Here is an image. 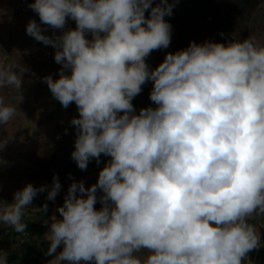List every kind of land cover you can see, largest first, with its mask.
<instances>
[{
    "label": "crops",
    "instance_id": "1",
    "mask_svg": "<svg viewBox=\"0 0 264 264\" xmlns=\"http://www.w3.org/2000/svg\"><path fill=\"white\" fill-rule=\"evenodd\" d=\"M223 33L264 47V0H0V201L17 209L8 264H264V196L201 247L146 215L137 232L109 218L141 170L108 121L127 106L122 84L172 98L148 83L158 61ZM90 220L98 231L82 238Z\"/></svg>",
    "mask_w": 264,
    "mask_h": 264
},
{
    "label": "built area",
    "instance_id": "2",
    "mask_svg": "<svg viewBox=\"0 0 264 264\" xmlns=\"http://www.w3.org/2000/svg\"><path fill=\"white\" fill-rule=\"evenodd\" d=\"M219 37L199 44H186L180 50H171L158 61L148 83L171 91L176 98L173 104L158 98L150 105L148 116L132 118L130 130L126 125L120 130L119 126H111L126 138L127 156L131 161H141L140 153L144 150L148 153L146 147L150 143L182 160L171 174L172 184L163 190L169 192L168 195L155 196L156 192L161 193L160 185L147 184L149 178L154 179V174L146 170L143 178L138 179L136 189L138 195L139 188L147 189L143 199L122 191L121 197L112 202L109 218L130 223L135 232L140 228L139 222H144L140 215H146L160 225L180 224L186 232L192 231V225L205 223L202 217H192L187 204L180 206L181 214L174 207L176 193L215 189L213 186L194 188L188 183L195 163H187V160L197 154L205 160L203 152L218 158L221 148L214 145L261 142L255 121L257 114H264V59L227 43L226 38L230 37L227 33ZM101 53L105 58L106 48ZM102 66L111 75L110 64L103 62ZM135 130L139 136L133 132ZM139 146L144 149L139 151ZM182 177L183 181L180 180ZM257 196V185L250 186L245 197L251 200ZM149 197L154 200L155 207L146 206ZM161 197L167 199L166 202H162ZM98 227L96 220L88 221L81 228L82 238L95 235Z\"/></svg>",
    "mask_w": 264,
    "mask_h": 264
},
{
    "label": "rangeland",
    "instance_id": "3",
    "mask_svg": "<svg viewBox=\"0 0 264 264\" xmlns=\"http://www.w3.org/2000/svg\"><path fill=\"white\" fill-rule=\"evenodd\" d=\"M257 38L261 43L260 47L254 50L243 48V50L255 57L264 59L263 40L259 36ZM122 86L125 89L127 98L125 105L127 106H123L124 110L119 108L113 111L109 115L108 121L111 126H119L118 130L125 125L127 128L130 127V130L131 125H129V122H131L132 118L135 116H148L150 105L158 98L154 95L143 97L135 89H130L125 84H122ZM168 92L171 91L167 90ZM166 96L164 99L166 102L171 104L175 102L176 98L174 95L172 98L171 96ZM139 101L142 102V105ZM255 124L257 135L261 140L259 144L214 145V147L221 148L218 158L203 152L205 160L200 159L198 154L187 160V163H195L193 173H191L192 177L188 180L191 186L194 188L199 186L215 187L214 190L209 192L195 190L188 193L179 192L174 194L173 202L176 212L181 214L180 206L187 204V209L192 213V217H202L203 221L205 220V223H198V226L192 225V231H187V234H190L195 241L201 242L197 243L199 247H201L202 241L205 243L208 238L214 240L217 237L220 238L223 221L226 220L236 206L241 203L258 202L264 196V114H257ZM118 130L117 132H119ZM133 132L136 136H139L136 130ZM138 149L141 151L144 147L139 146ZM146 149L149 151L148 153L145 150L140 153L142 156L141 161H132L141 165V170L129 182L123 183V187L112 196V202H116L121 197L122 191L131 193L136 199H143L146 195L144 191L147 189L144 188L142 190V188H139V195L136 189H138L137 185H139L138 179L143 178L146 170H150L151 174H154V179L149 178L147 184L149 186L160 185L161 193L156 192L155 196L169 194V192L163 190H165L167 185L172 184L171 180H173V177L171 174L174 172L175 165L182 160L170 156L168 151H164L162 147L155 143L148 144ZM199 163H201V166ZM255 176L257 177L254 178ZM180 180L183 181L184 178L182 177ZM176 184L180 185L179 183ZM255 184L259 190V196L250 200L245 196L249 187ZM217 185H220V187ZM161 199L162 202L167 200L163 197ZM146 204L147 207H155L154 200L150 197L146 199ZM162 204H159V206ZM16 211L17 209L12 205H7L0 201V256H3L8 251L9 241L15 227V219L17 218ZM168 225L177 226L183 230V226L180 224L173 223Z\"/></svg>",
    "mask_w": 264,
    "mask_h": 264
},
{
    "label": "trees",
    "instance_id": "4",
    "mask_svg": "<svg viewBox=\"0 0 264 264\" xmlns=\"http://www.w3.org/2000/svg\"><path fill=\"white\" fill-rule=\"evenodd\" d=\"M75 130L78 131L77 122H75ZM3 203L4 204H11L13 202L12 201H3ZM8 254H9V251L5 252V254H3V256H0V264H8V262H9Z\"/></svg>",
    "mask_w": 264,
    "mask_h": 264
}]
</instances>
